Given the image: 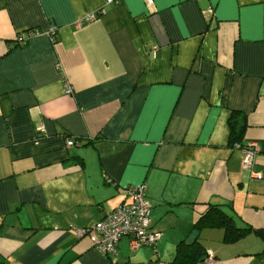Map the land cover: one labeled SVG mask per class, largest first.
Wrapping results in <instances>:
<instances>
[{
	"label": "crops",
	"instance_id": "1",
	"mask_svg": "<svg viewBox=\"0 0 264 264\" xmlns=\"http://www.w3.org/2000/svg\"><path fill=\"white\" fill-rule=\"evenodd\" d=\"M235 116L241 143L259 146L250 168L229 144ZM140 183L153 246L122 237L105 255L77 234ZM209 206L250 231L227 241L222 226L196 227ZM256 230L264 0H0V264H177L180 241L211 250V264H264Z\"/></svg>",
	"mask_w": 264,
	"mask_h": 264
},
{
	"label": "built area",
	"instance_id": "2",
	"mask_svg": "<svg viewBox=\"0 0 264 264\" xmlns=\"http://www.w3.org/2000/svg\"><path fill=\"white\" fill-rule=\"evenodd\" d=\"M105 1L110 4L116 0ZM144 2L150 6L153 4V0H144ZM102 11L103 9L100 8L96 12L88 13L76 22L77 24H82L84 21H91ZM56 30L57 26L52 24L46 32L51 42L56 41ZM37 33L38 31L36 30H29V32L17 35L16 40L18 43H23ZM63 90L66 94L73 93V87L67 80L64 82ZM66 144L71 146L75 144V141L72 138H67ZM234 147L241 149L243 152V167L250 168L253 164L254 154L259 151L257 143H235ZM257 177L260 178V176ZM146 189L147 187L145 183L128 186V201L115 207L104 219L97 221L91 227L75 228L77 234L79 236L88 235L92 246L105 255L116 253L117 242L122 236L128 237L127 239L131 249H136L140 246H153L156 243L160 232L150 227L151 218L149 214L151 206L147 200ZM206 252L203 262L204 264H211L214 254L211 250Z\"/></svg>",
	"mask_w": 264,
	"mask_h": 264
},
{
	"label": "trees",
	"instance_id": "3",
	"mask_svg": "<svg viewBox=\"0 0 264 264\" xmlns=\"http://www.w3.org/2000/svg\"><path fill=\"white\" fill-rule=\"evenodd\" d=\"M24 32H29V30L23 31L19 34H22ZM15 44L17 45L20 43H18L17 40H15ZM232 117L234 118V116ZM245 125H246L245 121L239 120L238 118H236V116H235V120L234 119L230 120L229 144L234 145L235 143H241L242 141L241 138L243 135V129ZM80 161L82 162L81 159ZM113 209L110 212H112ZM106 215L107 214L104 215V218L106 217ZM206 225L222 226L224 228V239L227 241L231 239H238L242 237V235H244L246 232L250 231L251 229L250 227H245L242 229L236 228L234 224L231 222V219L228 218V216H226V214H224L216 206H209L206 209V211L203 212L197 218L196 223H195L196 227L202 228ZM255 233L259 234L261 237H264V230H256ZM122 237H126V236H122ZM116 248H117V245H116ZM206 251L207 250L197 241L188 242V243L185 241H180L176 245L173 261L177 264H196L198 262L203 261L204 255H206L207 253Z\"/></svg>",
	"mask_w": 264,
	"mask_h": 264
},
{
	"label": "clouds",
	"instance_id": "4",
	"mask_svg": "<svg viewBox=\"0 0 264 264\" xmlns=\"http://www.w3.org/2000/svg\"><path fill=\"white\" fill-rule=\"evenodd\" d=\"M235 145V144H234Z\"/></svg>",
	"mask_w": 264,
	"mask_h": 264
}]
</instances>
